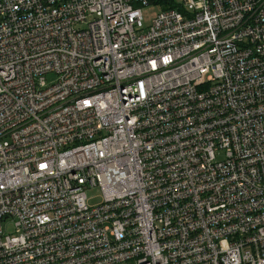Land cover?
Instances as JSON below:
<instances>
[{
	"label": "built area",
	"instance_id": "1",
	"mask_svg": "<svg viewBox=\"0 0 264 264\" xmlns=\"http://www.w3.org/2000/svg\"><path fill=\"white\" fill-rule=\"evenodd\" d=\"M0 264H264V0H0Z\"/></svg>",
	"mask_w": 264,
	"mask_h": 264
},
{
	"label": "rangeland",
	"instance_id": "2",
	"mask_svg": "<svg viewBox=\"0 0 264 264\" xmlns=\"http://www.w3.org/2000/svg\"><path fill=\"white\" fill-rule=\"evenodd\" d=\"M162 12V7L158 3H152L143 7L144 25L147 27L151 24L154 18ZM48 82L52 83L56 79L55 73H49L46 75ZM219 158H223V155H218ZM88 203L91 206H97L102 203V195L99 188H92L87 190ZM3 227L6 234H13L14 227L12 220H4Z\"/></svg>",
	"mask_w": 264,
	"mask_h": 264
},
{
	"label": "trees",
	"instance_id": "3",
	"mask_svg": "<svg viewBox=\"0 0 264 264\" xmlns=\"http://www.w3.org/2000/svg\"><path fill=\"white\" fill-rule=\"evenodd\" d=\"M175 6H177V5H173L172 7H175Z\"/></svg>",
	"mask_w": 264,
	"mask_h": 264
}]
</instances>
